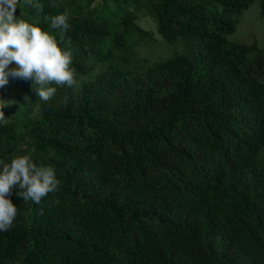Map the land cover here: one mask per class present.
Wrapping results in <instances>:
<instances>
[{"label":"trees","instance_id":"16d2710c","mask_svg":"<svg viewBox=\"0 0 264 264\" xmlns=\"http://www.w3.org/2000/svg\"><path fill=\"white\" fill-rule=\"evenodd\" d=\"M256 1L12 5L0 264H264V51L229 39Z\"/></svg>","mask_w":264,"mask_h":264},{"label":"rangeland","instance_id":"374dc122","mask_svg":"<svg viewBox=\"0 0 264 264\" xmlns=\"http://www.w3.org/2000/svg\"><path fill=\"white\" fill-rule=\"evenodd\" d=\"M11 7L0 9V48L14 46L16 37L25 30L24 24L20 21L22 15L17 10L11 9ZM239 18L236 30L229 36V39L245 45L254 43L264 51V19L259 17L258 2H254ZM138 24L143 29L151 32L154 39V42H148L138 49V56L150 62L168 56L171 50L162 42V38L157 34L153 22L147 17H140ZM8 90L9 85L6 77L0 76V96L7 94ZM9 107L10 103L3 100L0 114H5Z\"/></svg>","mask_w":264,"mask_h":264},{"label":"water","instance_id":"95a60500","mask_svg":"<svg viewBox=\"0 0 264 264\" xmlns=\"http://www.w3.org/2000/svg\"><path fill=\"white\" fill-rule=\"evenodd\" d=\"M19 0H10V1H7V2H3L0 4V9H4L8 6H12L14 5L15 3H17Z\"/></svg>","mask_w":264,"mask_h":264},{"label":"bare ground","instance_id":"6f19581e","mask_svg":"<svg viewBox=\"0 0 264 264\" xmlns=\"http://www.w3.org/2000/svg\"><path fill=\"white\" fill-rule=\"evenodd\" d=\"M7 1H10V0H0V4L3 2H7Z\"/></svg>","mask_w":264,"mask_h":264}]
</instances>
